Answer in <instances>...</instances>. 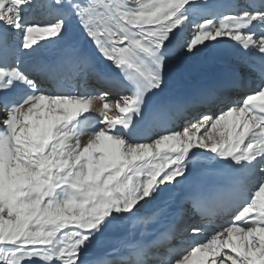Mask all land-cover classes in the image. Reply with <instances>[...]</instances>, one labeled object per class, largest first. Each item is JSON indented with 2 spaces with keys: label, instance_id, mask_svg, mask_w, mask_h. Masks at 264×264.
<instances>
[{
  "label": "snow or ice",
  "instance_id": "snow-or-ice-1",
  "mask_svg": "<svg viewBox=\"0 0 264 264\" xmlns=\"http://www.w3.org/2000/svg\"><path fill=\"white\" fill-rule=\"evenodd\" d=\"M224 7L0 0V264H264V0Z\"/></svg>",
  "mask_w": 264,
  "mask_h": 264
},
{
  "label": "bare ground",
  "instance_id": "bare-ground-1",
  "mask_svg": "<svg viewBox=\"0 0 264 264\" xmlns=\"http://www.w3.org/2000/svg\"><path fill=\"white\" fill-rule=\"evenodd\" d=\"M210 3H219L224 5L225 7L221 9V11L227 12L229 11V5L233 3V0H209ZM29 18L32 21L39 22H48L53 19L47 11L42 8L38 3H34L33 7L28 10ZM197 20L200 19L199 16L196 17ZM219 16H217V20ZM188 32L191 31V26H189ZM231 50V51H230ZM44 55H48L52 52L51 49L42 50ZM212 58L206 59L204 57L194 58L184 66L178 76H174L172 81L169 84L168 93L170 95H178V94H189L194 90H197L198 87H210L213 85L220 75L222 69H227L232 64L235 63V59L232 56L231 46L228 44H223L217 46L212 50ZM218 59L219 61H215ZM243 70V69H242ZM88 84L92 87H97L95 80H89ZM48 86V85H45ZM81 90H84L85 85L80 83L78 85ZM117 93L113 92L112 97H116ZM243 92L240 90H232L228 97L231 100H237L242 97ZM113 99V103H114ZM102 102L96 101L91 109L93 115L96 114V109L100 107ZM110 115L115 114V110L109 113ZM197 113L195 111H189L185 114L186 119H191L195 117ZM87 136L82 137V141L87 140ZM218 138V137H217ZM117 235V234H116Z\"/></svg>",
  "mask_w": 264,
  "mask_h": 264
},
{
  "label": "rangeland",
  "instance_id": "rangeland-1",
  "mask_svg": "<svg viewBox=\"0 0 264 264\" xmlns=\"http://www.w3.org/2000/svg\"><path fill=\"white\" fill-rule=\"evenodd\" d=\"M195 91H197V90H194L193 92H191V93H194ZM191 93H189V94H191ZM116 234H113V236H115Z\"/></svg>",
  "mask_w": 264,
  "mask_h": 264
}]
</instances>
